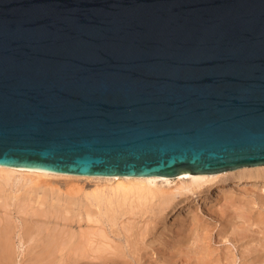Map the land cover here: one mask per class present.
Segmentation results:
<instances>
[{"label": "water", "instance_id": "obj_1", "mask_svg": "<svg viewBox=\"0 0 264 264\" xmlns=\"http://www.w3.org/2000/svg\"><path fill=\"white\" fill-rule=\"evenodd\" d=\"M0 165H264V0H0Z\"/></svg>", "mask_w": 264, "mask_h": 264}, {"label": "bare ground", "instance_id": "obj_2", "mask_svg": "<svg viewBox=\"0 0 264 264\" xmlns=\"http://www.w3.org/2000/svg\"><path fill=\"white\" fill-rule=\"evenodd\" d=\"M55 178L88 179L96 182L95 190L84 195L85 205L94 209L90 210L91 213L83 209V214L87 221L97 223L98 226H92V231H84L81 237L76 239L69 231L65 230L63 233L64 229L58 227L59 222H54L55 225L50 227V220H41L38 224L45 227L42 231H38L33 227L37 221H28L31 222L29 228L32 227L30 236L33 234L29 237L32 241L29 248H37L36 254L33 255L35 258L51 264L57 257L60 260H68L67 264H130L125 258L129 255L133 258L134 251L130 250L127 244L124 247L122 243L110 239L104 226L106 224L110 227L114 226L118 217L126 212L133 215L141 213L143 210L141 207L147 205L151 206L152 214L149 218L140 220L142 225L149 220L147 224H151L154 228L165 216L171 215L175 217L178 226L177 239L173 237L169 241L163 240L166 244L161 250L164 264H223V259L224 264H228L229 260L225 256L213 255L206 228H198V225L194 224L198 216L191 204L212 200L213 193H216L218 200L230 198L232 193L225 188L226 183H245L252 187H256L259 183V185L263 184L261 190L264 186V165L244 166L214 173L185 172L174 176H81L0 165V191L5 187L12 190L17 185L45 182ZM124 205L127 206L125 210L121 209ZM235 210V218L241 220V223H233L239 229L237 232L232 231L234 234L238 235L245 231L243 226L245 223L248 226L255 224L264 229V220L259 213L256 217H252L251 209H248L250 212L243 208ZM132 221L138 222L135 218ZM63 226L67 225L63 224ZM146 232L147 229L140 233L139 243H143ZM259 232L264 233L262 230ZM262 237L264 239V234ZM16 241L17 244L25 242L13 215L0 214V264H15ZM183 244L187 247L186 252L180 249L184 247ZM188 245H190L189 249ZM246 246L248 245L244 248ZM251 246L252 248L249 249L255 250L254 246ZM186 256L188 257L184 261L181 260ZM254 258L260 260L262 256L257 255ZM151 262L154 263V259Z\"/></svg>", "mask_w": 264, "mask_h": 264}, {"label": "rangeland", "instance_id": "obj_3", "mask_svg": "<svg viewBox=\"0 0 264 264\" xmlns=\"http://www.w3.org/2000/svg\"><path fill=\"white\" fill-rule=\"evenodd\" d=\"M256 185V187H252V185L245 183H226L225 188L232 193L230 198L218 200L216 199V193H213L212 200L191 204V207L195 208L193 211L198 216V220L194 224L198 225V228H206L213 255L225 256L229 260L228 264H264V239L262 237L264 233L259 232V230L264 232V229L255 224L248 226L245 223L243 225L245 231L238 235L232 232L239 230L233 223H241V220L235 218V209L243 208L245 211L251 209L252 217H256L259 213L264 220V186L260 190L263 184L259 185L257 183ZM96 186L95 181L88 179L55 178L45 182H33L23 186L17 185L12 190L8 187L3 188V191H0V214L13 215L15 223L22 231V239L25 241L21 244H17L16 241L15 251L17 256L15 264H51L33 257L34 253L37 252V248H29L32 243L29 237L33 236V234L30 236V230H32V227L29 228L31 222L28 223V221L30 220L37 221L33 227L38 231H42L45 227L38 224L41 220H50V227L55 225L54 222H59L58 227L64 229L63 233H65V230L69 231L76 239L80 238L84 231H92V226L97 227V223L87 221L83 214V209H87L90 213V210L94 209V207L85 205L84 195L95 190ZM126 205L122 206L121 209L124 208L125 210ZM141 208L143 209L141 213L135 215L128 212L124 213L118 217L114 226L110 227L106 224L104 230L114 242L122 243L124 247L127 244L130 250L134 251L133 258L130 255L125 258L130 264H151L153 259L154 263L157 262L155 264H164L161 250L166 247V244L163 240L169 241L173 237L177 239L178 226L176 220H174L175 217L167 215L153 228L151 224H147L149 220L144 222L143 225L140 222L143 218L150 217L152 214L151 206L146 205ZM78 211H80L79 214ZM131 218H135L138 222L135 223ZM63 224L67 226L64 227ZM145 229H147V232L143 243H139L140 233ZM237 238L239 239L237 240ZM245 245H248L246 246L248 249L245 247L246 250ZM251 245L254 246L255 250L249 249V247L252 248ZM183 246L180 249L182 252H186L187 247L184 244ZM248 250H251L252 253H249L251 251L248 252ZM257 255H261L262 258L260 260L254 258ZM187 257L182 259L180 257V259L184 261ZM223 260L224 264L225 261ZM67 263L68 260H60L58 257L55 262H52V264Z\"/></svg>", "mask_w": 264, "mask_h": 264}]
</instances>
